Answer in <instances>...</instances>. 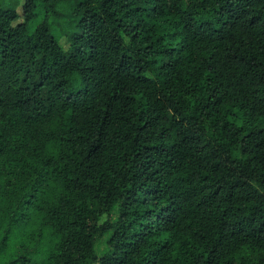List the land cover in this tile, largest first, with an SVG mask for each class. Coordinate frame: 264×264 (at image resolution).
Masks as SVG:
<instances>
[{"label": "trees", "instance_id": "1", "mask_svg": "<svg viewBox=\"0 0 264 264\" xmlns=\"http://www.w3.org/2000/svg\"><path fill=\"white\" fill-rule=\"evenodd\" d=\"M0 264H264V0H0Z\"/></svg>", "mask_w": 264, "mask_h": 264}, {"label": "rangeland", "instance_id": "2", "mask_svg": "<svg viewBox=\"0 0 264 264\" xmlns=\"http://www.w3.org/2000/svg\"><path fill=\"white\" fill-rule=\"evenodd\" d=\"M44 16V10L41 7H38L37 10V17L30 23V30H33L34 27L39 24ZM53 33L55 36H58L60 34V31L58 29V26H54L53 28ZM63 39L61 40V44L63 43ZM110 234H105L100 240L97 241L96 245H95V251L98 255L102 254L104 251L107 250L108 248V244H107V240L109 238ZM15 248H13L14 250Z\"/></svg>", "mask_w": 264, "mask_h": 264}]
</instances>
